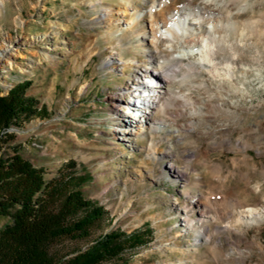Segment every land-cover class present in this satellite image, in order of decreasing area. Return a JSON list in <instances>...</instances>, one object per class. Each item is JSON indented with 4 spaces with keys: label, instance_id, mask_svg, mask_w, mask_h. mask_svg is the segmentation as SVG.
Instances as JSON below:
<instances>
[{
    "label": "rangeland",
    "instance_id": "rangeland-1",
    "mask_svg": "<svg viewBox=\"0 0 264 264\" xmlns=\"http://www.w3.org/2000/svg\"><path fill=\"white\" fill-rule=\"evenodd\" d=\"M129 1L133 9L124 14L123 0H0V97L24 84V95L36 100L35 113L0 129V153L19 151L42 170L45 182L61 176L82 178L78 185L67 183L66 189L79 190L105 210L87 237H59L49 243V253L56 263L62 262L104 233L120 230L145 234V243L96 264H264V216L244 230L245 239L221 231L200 244L195 242L194 226L184 218L187 214L197 224L195 197L186 192L246 196L264 207V0H223L234 10L241 8L239 16L219 10L232 16V24L217 41L231 43L235 50L244 46L229 62L235 84L226 85L237 104L222 106L236 118L226 120L225 110L212 105L207 119L192 123L187 114L159 113L144 119L141 134H129L138 123L130 122L132 101L127 99L133 95L129 89L149 67L140 70L135 60L149 63L148 55L156 48L150 45L147 13L134 26L135 32L125 29L124 21L147 7L143 0ZM101 6L109 7L104 22L98 17ZM115 8L118 13H112ZM187 63L175 61L162 72L171 75L180 67L182 73ZM197 74L206 76L204 71ZM195 85L191 91L200 97L215 89L208 81ZM159 117H164L165 125L191 128L180 129L178 135L155 131L151 122ZM226 121V133L214 127ZM255 123L263 136L260 141ZM192 140L195 158L187 150ZM171 164L186 168L187 182L175 176ZM194 172L199 174L200 189ZM10 220L0 216V230Z\"/></svg>",
    "mask_w": 264,
    "mask_h": 264
},
{
    "label": "bare ground",
    "instance_id": "bare-ground-1",
    "mask_svg": "<svg viewBox=\"0 0 264 264\" xmlns=\"http://www.w3.org/2000/svg\"><path fill=\"white\" fill-rule=\"evenodd\" d=\"M123 1L124 4L121 6H124V9L121 12L126 14L128 9H133L130 4L132 1ZM177 2L180 3L175 4ZM143 3L147 7L142 6L140 13L135 14L129 20L126 19L124 21L126 24L125 29L131 33L135 32L134 26L138 23L140 17L147 13L151 24L150 45L154 46L156 50L154 54L148 55L149 63L145 59L144 61L135 60L138 69L141 70L140 66L148 64L149 67H146L145 71H142L144 73L143 76L138 78L133 87L129 89L133 91V95L127 99L128 101H132L129 103L131 112L128 117L130 122L135 120L138 123L134 132H129V134H141L145 128L146 118L150 119L154 114L161 113L166 116L179 115V113L187 114L189 122L192 123L196 119H202V121L203 118L204 120L207 119L210 116L211 105L220 108L222 106L236 105L237 103L233 101V98L231 99L230 91L226 86L234 83L232 82L234 66L229 62L238 58L239 53L237 54V52L238 50L241 51V48L244 46L241 47L242 45H239L238 49L235 50L233 44L219 43L217 40L220 32L225 30V26L232 24V16L224 15L220 11L239 16L238 12L241 8H235L234 10V7H230L223 0H199L198 2L193 0H143ZM108 10L109 7L101 6V15L99 14L98 16L101 22L107 20ZM118 12L116 8L112 10V13ZM225 34L229 36L227 30ZM1 50L2 47H0V58L3 56ZM44 57L49 59L50 56L44 53ZM182 59L188 60V63L184 65L185 70H182V73L179 67L177 70L172 71V76L170 72L163 74L162 71L167 69V65ZM118 60L120 61V59ZM107 62L111 64L112 60L108 59ZM199 71L206 72V76L197 78L196 74ZM221 73L225 76L218 78L217 76ZM206 81L215 88L210 92V95L206 98L200 97V94V96L194 95L191 90L196 86L195 84L203 85ZM211 97H216L217 100H211ZM219 101L222 102L221 105H218L217 102ZM241 108L243 109L244 107ZM223 110L225 111L222 115L226 120H234L236 118L235 115H230V110ZM165 122L164 117H159L157 118V122H151L152 128L155 131L165 133L176 132L177 135L180 129L191 128L189 126L183 127V124L177 128L165 125ZM227 123V121L221 122L218 123V126L214 125V127L218 131L226 133L228 130ZM128 125L130 124H125V127ZM253 125L256 140L260 141L262 135L259 132V123ZM127 133L128 131L125 129L124 134ZM194 141H191L193 146L187 150L188 155L195 158L196 141ZM240 146L244 148V145L240 144ZM149 147L150 152H154L152 144ZM244 152L246 151L244 150ZM166 155H169V153H166ZM170 167H175L176 177L183 178L187 182L185 178L186 168H180L172 164ZM188 168L195 171L191 166ZM194 174L195 183L199 185L200 189L199 174L197 172H194ZM205 194L202 192L199 194L186 192L188 197H195L196 206L198 207L197 224L194 223L195 218H190L187 214L184 216L186 224L189 227L194 226L192 229L195 231L194 239L197 244L211 241L212 236L221 231H229L237 236L238 239H245L244 230L250 223L257 221L256 217L264 216V207L257 203L249 202L245 198L246 196L240 198H218L219 196L216 195V199V196L212 197ZM228 214L232 215V217H229ZM253 241L255 240L251 242ZM256 244L258 245V249L263 251L261 243ZM178 264L184 263L179 262Z\"/></svg>",
    "mask_w": 264,
    "mask_h": 264
},
{
    "label": "trees",
    "instance_id": "trees-1",
    "mask_svg": "<svg viewBox=\"0 0 264 264\" xmlns=\"http://www.w3.org/2000/svg\"><path fill=\"white\" fill-rule=\"evenodd\" d=\"M24 88L18 84L0 97V129L35 113L36 100L25 96ZM79 179L61 176L45 182L42 170L19 151L0 153V216L11 219L0 230V264H96L145 243V234L138 231L125 234L114 230L96 238L84 251L56 263L48 251L49 243L59 237H87L90 227L105 213L79 190L66 189L70 181L81 183Z\"/></svg>",
    "mask_w": 264,
    "mask_h": 264
}]
</instances>
